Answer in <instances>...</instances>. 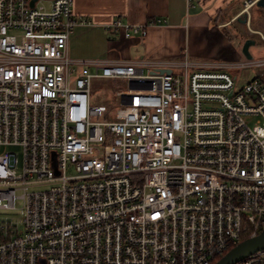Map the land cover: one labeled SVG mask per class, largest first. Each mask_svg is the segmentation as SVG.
I'll return each mask as SVG.
<instances>
[{
	"label": "built area",
	"instance_id": "obj_1",
	"mask_svg": "<svg viewBox=\"0 0 264 264\" xmlns=\"http://www.w3.org/2000/svg\"><path fill=\"white\" fill-rule=\"evenodd\" d=\"M31 1L0 0V264H213L264 229V78L237 73L264 57L72 58L74 0ZM94 78L128 85L113 121Z\"/></svg>",
	"mask_w": 264,
	"mask_h": 264
},
{
	"label": "crops",
	"instance_id": "obj_2",
	"mask_svg": "<svg viewBox=\"0 0 264 264\" xmlns=\"http://www.w3.org/2000/svg\"><path fill=\"white\" fill-rule=\"evenodd\" d=\"M243 3L241 0H194L191 5L187 0H74V17L79 21L86 19L89 24L74 28L69 39V55L77 59L176 60L186 49L192 59L230 60L235 51L226 27L233 22L245 24L241 14ZM51 4L49 0L46 6L49 8ZM114 20L152 25L147 36L126 39L120 32L106 29ZM158 20L162 23L158 24Z\"/></svg>",
	"mask_w": 264,
	"mask_h": 264
},
{
	"label": "rangeland",
	"instance_id": "obj_3",
	"mask_svg": "<svg viewBox=\"0 0 264 264\" xmlns=\"http://www.w3.org/2000/svg\"><path fill=\"white\" fill-rule=\"evenodd\" d=\"M243 3V0H241ZM41 4L48 6L49 0H42ZM244 7V3H243ZM248 16L250 19V27L254 30H261L264 32V7L258 5L257 3L249 10ZM227 33L230 34V40L232 41L234 47V54L230 60H245L246 57L242 53V47L247 40V38H253L255 44L250 46V53L253 58L264 57V42L260 40L258 35L249 37L248 28L246 24H241L238 22H233L227 25ZM239 77V86L242 87L250 80H252L257 75L264 78V69H247L237 72ZM128 85L124 80H112V79H100L94 78L92 82V104L102 105L107 108V113L98 117L101 121H113L115 119V110L120 107L119 99L114 98V93L116 91L127 89ZM17 153H20V149H16ZM18 209L21 204H17ZM15 215H0V220L2 218H14L19 221L22 215L19 211Z\"/></svg>",
	"mask_w": 264,
	"mask_h": 264
},
{
	"label": "water",
	"instance_id": "obj_4",
	"mask_svg": "<svg viewBox=\"0 0 264 264\" xmlns=\"http://www.w3.org/2000/svg\"><path fill=\"white\" fill-rule=\"evenodd\" d=\"M37 0L31 1V6H34ZM257 4L264 7V0H258ZM239 21L241 18L238 19ZM255 44L253 38H248L243 47L242 53L246 58L251 59L252 55L250 53V46ZM169 72L170 70H161V72ZM55 152H53V157ZM56 166V164H54ZM264 249V229L260 231L257 235L249 237L238 244H236L231 250L224 254L217 262L214 264H237L243 261L245 258L249 257L253 253H256Z\"/></svg>",
	"mask_w": 264,
	"mask_h": 264
},
{
	"label": "trees",
	"instance_id": "obj_5",
	"mask_svg": "<svg viewBox=\"0 0 264 264\" xmlns=\"http://www.w3.org/2000/svg\"><path fill=\"white\" fill-rule=\"evenodd\" d=\"M262 230H263V228H262L261 230H259V232L262 231ZM259 232H258V233H259ZM247 238H249L248 235H244V236H242L241 239H240V242L243 241V240H245V239H247ZM234 246H235V245H234ZM234 246H231L228 250H226V252H225L224 254H226V253H227L229 250H231ZM224 254H223V255H224ZM223 255H222V256H223ZM222 256L217 257V258L214 260L213 264H214L215 262H217Z\"/></svg>",
	"mask_w": 264,
	"mask_h": 264
}]
</instances>
